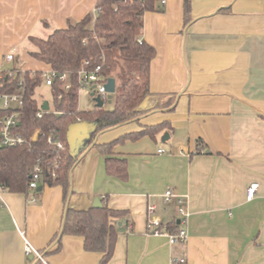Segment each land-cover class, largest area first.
I'll return each mask as SVG.
<instances>
[{"label":"crops","instance_id":"crops-1","mask_svg":"<svg viewBox=\"0 0 264 264\" xmlns=\"http://www.w3.org/2000/svg\"><path fill=\"white\" fill-rule=\"evenodd\" d=\"M96 1L0 0V71L50 69L28 55L29 36L94 15ZM183 3L158 2L143 13L139 30L156 52L150 91L164 100L173 94V102L85 139L67 197L59 185H41L37 195L0 189V264L41 261L25 253L24 239L46 264H99L101 254L86 251L81 236L57 235L65 207L87 209L95 197L126 211L107 264H169L172 256L186 264H264V0H190L186 25ZM8 53L16 58L10 62L23 63L7 67ZM164 121L154 138L113 147L127 162L125 180L106 171L94 143ZM252 182L259 185L249 200ZM166 188L188 199L183 243L146 231L149 204L163 229L178 219L176 204L161 202Z\"/></svg>","mask_w":264,"mask_h":264},{"label":"trees","instance_id":"trees-1","mask_svg":"<svg viewBox=\"0 0 264 264\" xmlns=\"http://www.w3.org/2000/svg\"><path fill=\"white\" fill-rule=\"evenodd\" d=\"M158 2L160 0H97L94 15L86 14L79 20H68L65 27L53 29L45 37L29 36L28 55L57 74L68 72L71 85L64 91L54 80L49 86L51 106L48 103L49 109L38 117L42 102L36 97V89L43 83L42 70L14 67L9 71H0V95L16 93L22 97L16 131L25 138L22 145H0L2 189L28 193L31 175L39 166L43 185H59L64 197H67L71 190L72 167L83 152L74 155L70 151L66 135L70 124L96 122L97 128L91 135V141L94 134L101 130L136 120L152 109L169 106L173 102V94L167 95L164 100L165 96L150 91L149 68L156 52L151 44L139 39L143 13L157 10ZM190 5V0H184V25L190 21ZM96 65H100V74L104 78H114L115 83L119 80L115 85L112 107L79 109L77 71L81 67L91 70ZM148 99H154L149 106ZM9 112L10 109L0 106V130L3 117ZM166 126L165 121L141 125L138 130L123 133L108 142L94 143L105 157L106 171L125 180L128 176L127 162L113 155V147L145 135L154 138ZM36 131L38 135L33 139ZM48 136L52 141L47 140ZM55 141H60L63 148H57ZM90 144L88 142L86 148ZM31 191L35 195L40 192L37 189ZM125 213V210L111 208L105 203L87 209L66 206L57 235L81 236L84 249L100 253L99 264H107L116 243L117 223ZM164 228L174 231L177 224L171 222ZM34 264L43 263L38 260Z\"/></svg>","mask_w":264,"mask_h":264},{"label":"built area","instance_id":"built-area-1","mask_svg":"<svg viewBox=\"0 0 264 264\" xmlns=\"http://www.w3.org/2000/svg\"><path fill=\"white\" fill-rule=\"evenodd\" d=\"M161 3H164L165 0H160ZM14 58L12 53L6 55V60L10 61ZM100 65H96L91 70H86L81 67L77 71V90L81 88L88 87L91 91L92 97H100V99L105 102L107 100L108 92L104 88V84L107 79L100 74ZM43 72V83L47 86L52 85L54 80H57L60 83L62 90H67L70 85V77L68 72H63L57 74L52 69L42 70ZM1 77V73H0ZM22 97L20 94L16 93H2L0 95V106L5 109H10V112L3 117L2 126L0 130V145L13 147L17 145H22L25 142L23 135L16 131L18 124V110L22 106ZM47 111L41 110L37 112V116L41 117L42 114ZM47 140L50 142L52 138L48 136ZM57 148H63V144L60 141H55ZM159 152L162 149L158 150ZM54 175V174H53ZM43 185L42 182V170L41 167L36 166L31 175V179L28 183V188L30 190L37 189L38 186ZM258 182H252L246 188V197L247 199H252L255 195V192L258 188ZM0 189H2L0 187ZM161 202L166 205L170 203L176 204V212L178 219L176 221L177 228L174 231H169L162 228V223L158 216L155 215L157 209L155 204L147 205L146 212L148 215L146 221V231L152 235H163L167 237L170 244H179L187 240V223L190 212L188 211L187 204L188 199L186 195H181L175 193L171 188H166L161 194ZM24 251L26 254L33 255L40 259L43 264H46L42 254L37 250L28 240L24 239ZM187 260L184 256H172L170 258L169 264H186Z\"/></svg>","mask_w":264,"mask_h":264},{"label":"water","instance_id":"water-1","mask_svg":"<svg viewBox=\"0 0 264 264\" xmlns=\"http://www.w3.org/2000/svg\"><path fill=\"white\" fill-rule=\"evenodd\" d=\"M115 80L114 78H108L106 83L104 84L105 90L108 92L107 100L110 101L111 94L115 92ZM94 105L97 107L103 106V101L100 99V97L96 96L93 97ZM41 108L43 110H48L49 105L47 101L42 102ZM97 128L96 122H75L68 126L67 129V143L69 145L70 151L72 154L76 155L78 153V146L83 143L85 139L91 138V135L95 132ZM38 135V132H34L33 139H35ZM169 134L165 132L163 136L161 137V141H165L168 138ZM42 189V186L37 187V191H40ZM101 201L98 197H95L93 200V207H99L101 206ZM118 225H120V222H118ZM32 258V256H30Z\"/></svg>","mask_w":264,"mask_h":264},{"label":"rangeland","instance_id":"rangeland-1","mask_svg":"<svg viewBox=\"0 0 264 264\" xmlns=\"http://www.w3.org/2000/svg\"><path fill=\"white\" fill-rule=\"evenodd\" d=\"M22 63H23L22 59H17V60H14L12 62L9 61V62H7V67H10L13 65L18 66L19 64H22ZM118 82H119V80L117 79L116 83H118ZM36 97H37L39 102L47 101L51 106V91H50L49 86L45 85L44 83L40 84L37 87ZM112 98H113V94H111L110 101L106 100L103 103L104 108L109 109L112 107ZM153 102H154L153 100L148 99L147 105L149 106ZM94 106L95 105H94L93 97L91 95V91L89 90V88L88 87L81 88L78 91V107H79V109L89 110V109L93 108Z\"/></svg>","mask_w":264,"mask_h":264}]
</instances>
